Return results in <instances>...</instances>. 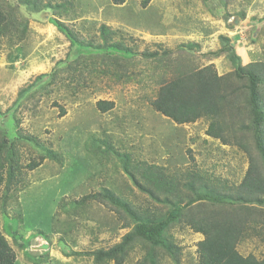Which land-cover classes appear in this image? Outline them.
I'll return each instance as SVG.
<instances>
[{"label": "rangeland", "instance_id": "1", "mask_svg": "<svg viewBox=\"0 0 264 264\" xmlns=\"http://www.w3.org/2000/svg\"><path fill=\"white\" fill-rule=\"evenodd\" d=\"M7 1L17 13L15 18L20 25L17 31L12 27L0 39V113L4 114L0 115V141L5 139L1 132H6L10 140L14 138L10 136L13 133L18 135L14 117L10 115L12 111L5 114L18 91L36 76L56 74V86H50L53 91L43 93L38 102L35 95H26L25 106L18 107L14 116L19 120L22 136L34 137L39 145L60 158V162L45 159L36 168L29 169V163L38 158L39 150L21 141L15 147L20 155L17 161L20 176L9 185L7 162L3 161L8 147L0 153L3 165L0 168V232L15 255L14 264H93L86 253L108 249L120 242L129 230L123 227L124 213L95 201L80 207L74 204L79 198L103 188L127 200L133 209L149 212L160 220L169 219L171 207L153 201L133 184L122 170L115 151L130 156L132 164L138 166L135 178L141 185L143 170L149 165L163 168L180 183L193 180L192 174L200 175L204 179H194L196 188L204 184L220 190L218 185L225 180V187L238 185L248 165L246 151L208 137L207 119L177 125L156 113L150 102L156 97L161 79L169 81L175 77L176 65L181 63L182 71L188 72L208 62L202 59L207 53L196 52V48L189 50L181 41L184 40L181 31L190 25L186 19L181 21L183 2L194 10L195 19H199L200 27L208 35L222 30L223 23L225 27L237 28L238 24H233L235 20L243 22L241 28L251 25L256 40L252 50L261 53L251 63L261 64L264 63V0H224L227 6L220 0H151L146 9L141 7V0H125L119 6L112 5L110 0H51L52 5L68 6L67 12L59 15L56 9L48 8L36 15L38 19L29 13L30 7L15 0ZM223 11L227 21L221 18ZM48 18L63 22L73 30L76 39L91 46L117 44L129 49L134 53L135 67L130 64L125 70L122 62L117 79L110 73H100L104 63H113L105 59L95 71L91 68L86 71L85 82L71 81L68 85L64 79L70 76L66 66L76 53L66 37L48 23ZM22 24L26 26V33L18 41ZM100 25L108 29L105 38L98 35ZM171 26L178 27L176 36ZM111 31L115 33L112 35ZM192 34L195 32L187 35L194 38ZM209 38L205 40H211L212 35ZM217 42L207 45L215 50ZM142 53H155L157 57L147 59ZM113 54L129 56L122 51ZM225 64L227 69L232 68L226 61ZM225 64L222 72L226 70ZM258 70L261 74L262 68ZM99 100L113 102L112 109L98 110ZM60 107L65 111L62 116ZM251 142L246 138L242 143H249L254 155ZM106 145L114 151H105ZM164 238L171 239L179 248L178 261H172L158 250L157 264H198L196 244L203 239L202 235L175 220L169 224ZM146 245L141 241L135 244L124 264L142 261ZM41 246L46 249H40ZM236 250L244 257L257 260L264 257V244L250 231L238 241ZM74 252L79 255H72Z\"/></svg>", "mask_w": 264, "mask_h": 264}, {"label": "trees", "instance_id": "2", "mask_svg": "<svg viewBox=\"0 0 264 264\" xmlns=\"http://www.w3.org/2000/svg\"><path fill=\"white\" fill-rule=\"evenodd\" d=\"M15 1L30 7L32 11L28 12L37 19L36 15L41 11L49 10L48 8L56 9L59 15L67 12L69 8L60 4L52 5L51 0ZM110 1L116 6L125 2V0ZM220 1L223 5L227 3L224 0L225 3ZM150 2L151 0H141L140 5L146 9ZM203 2L206 1L203 0ZM223 13L221 18L227 21V15L224 11ZM16 15L10 2L0 0V39L6 37L12 27H15L17 31L20 22L15 18ZM47 21L66 37L76 53L66 66V72L70 73V76L67 75L64 79L68 80V85L71 81L85 82L86 71L90 68L91 71H95L99 62L103 64L105 59L112 60L113 63H104L100 73H110L111 77L117 79L120 75L117 70L121 69L122 62H125V70H128L130 64L135 67L132 57L134 53L129 49H123L117 44L91 46L89 43L76 39L73 30H70L63 22L50 18ZM106 30L108 29L104 25H100L99 37L105 38ZM25 33L26 26L22 24L17 36L18 41L24 39ZM109 33L113 35L115 32ZM219 40L221 48L214 53L206 54L205 58L225 54L232 67L230 72L218 75L212 64L186 72L182 71L180 63L175 66V77L169 81L161 79L156 97L150 103L156 113L177 125L194 123L205 118L208 120L205 130L208 137L218 139L222 145H237L246 151L248 165L241 181L235 187H225V180L218 185L220 190L208 188L204 184L196 188L194 179H204L200 175L192 174L193 180L180 183L176 177L166 174L163 168L146 166L143 163L146 170H143L144 183L141 185L135 178L138 166L132 164L130 156L120 155L115 151L114 154L119 159L122 170L130 177L131 182L150 199L171 207V210L168 212V220L157 219L150 216L149 212L133 209V205L108 188L79 198L74 202L76 207L83 206L88 201L116 207L126 215V219H123L125 220L123 227L129 229L120 242L108 249L83 253L92 258L93 264H124L128 251L139 241L146 243L148 247L146 245L143 260L136 264H157L158 250H162L172 261H178L179 248L171 239L164 238L169 224L175 220L203 236V239L196 244L198 264H264V257L261 260L252 256L244 257L236 250V244L247 231L252 232L264 244V63L241 65L240 59L229 46L228 39L219 36ZM184 46H187L189 50L198 47ZM114 51H122L129 56L113 54ZM141 56L147 59L157 57L155 53H142ZM112 67L116 70L112 71ZM259 67L262 68L261 74L258 72ZM55 84L56 74L36 76L33 81L18 91L12 106L5 112L7 114L12 111L10 115L14 117V126L18 132V135L14 133L10 135L14 137L11 140L8 139L6 132H1L5 139L0 141V153L8 147L3 161L7 162L6 176H8L9 185L15 181V177L20 176L17 162L20 155L15 147L16 144L20 145L21 141L28 142L39 150L38 158L29 163V169L36 168L45 159L60 162L56 153L39 145L34 137L22 136V130L18 128L19 120L14 116L18 107L25 106L23 102L27 99L26 95H35L38 102L43 93L53 91L50 86H56ZM96 107L101 112H107L112 109L113 102L99 100L96 102ZM64 114L65 111L61 108L60 115ZM0 115L4 114L0 113ZM246 138L252 141L254 155L250 151L249 143H242ZM7 142L10 143V147ZM105 148L107 152L114 151L108 145ZM2 167L3 165L0 164V168ZM194 203H196L195 206ZM72 255L79 254L74 252ZM14 261L15 255L0 232V264H14Z\"/></svg>", "mask_w": 264, "mask_h": 264}, {"label": "crops", "instance_id": "3", "mask_svg": "<svg viewBox=\"0 0 264 264\" xmlns=\"http://www.w3.org/2000/svg\"><path fill=\"white\" fill-rule=\"evenodd\" d=\"M183 4H184V7H183V12L181 14V18H182L181 21L184 22L183 19H186L187 24H190V25L187 29H183L181 31L182 32L181 36H182V38H184V40H181V41L185 42L186 45L198 46L196 48V52L199 50H201L202 53H207V54L216 52L217 50H219L221 48L219 36H224L225 38L228 39L229 46H231L234 53L240 59L241 65H246L247 63L254 62L257 60L256 58H258V56L261 55V53H258V50H252L253 44H256L255 43L256 40L253 41V39H255V38L253 37L254 35H252L253 34L251 32L252 30H250L252 28L251 25H249L248 27L245 26V28H241L240 25L243 24V22H240L237 20V24H238L237 28L230 27L229 25H228V27H225L224 23L222 24L219 21V23L222 24L221 25L222 30H220V31L218 30L214 34H210V35H212V39L209 41H206L205 38L210 39L209 38L210 35H208L207 30L200 27L199 19H195V18H197V15L194 12V10L191 9L190 5L186 2H183ZM149 6H150V4H149ZM173 20H175V18H173ZM166 24H169V23H166ZM194 26H196V27L194 28ZM181 27H183V26H181ZM170 28L172 30H175L174 32H176V33L174 35L176 36L178 34V27L174 28V26H171ZM191 32H195L196 35L192 34V36H194V38L189 37L187 35V34H191ZM202 32H204V33H202ZM171 36H173V35L171 34ZM216 40L218 41L217 42L218 47L215 50H212V46L208 47L207 44L210 42V44L212 45V43ZM241 43H242V46L239 45ZM202 59H205V61L207 60L208 62L205 63V65H201V67L212 64V65H214L215 70H216L218 75H224V74H226L232 70V68H229V69L226 68L227 64H225V61L229 65H230V63L228 62L226 55L223 53L220 54L219 56H216L213 58L203 57ZM223 62L225 64L226 70L222 72ZM230 67H231V65H230Z\"/></svg>", "mask_w": 264, "mask_h": 264}, {"label": "water", "instance_id": "4", "mask_svg": "<svg viewBox=\"0 0 264 264\" xmlns=\"http://www.w3.org/2000/svg\"><path fill=\"white\" fill-rule=\"evenodd\" d=\"M233 24L236 25V24H237V20H235V21L233 22ZM40 249H46V248H45V246H41Z\"/></svg>", "mask_w": 264, "mask_h": 264}]
</instances>
